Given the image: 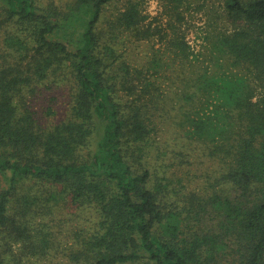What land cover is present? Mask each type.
Masks as SVG:
<instances>
[{"label": "trees", "instance_id": "trees-1", "mask_svg": "<svg viewBox=\"0 0 264 264\" xmlns=\"http://www.w3.org/2000/svg\"><path fill=\"white\" fill-rule=\"evenodd\" d=\"M112 1L0 0V264L58 251L57 206L92 214L72 264H264V0H224L205 53L175 29L140 65L119 34L161 30L128 0L106 31ZM160 1L183 19L185 0ZM50 79L73 84L55 123L27 102Z\"/></svg>", "mask_w": 264, "mask_h": 264}, {"label": "rangeland", "instance_id": "rangeland-1", "mask_svg": "<svg viewBox=\"0 0 264 264\" xmlns=\"http://www.w3.org/2000/svg\"><path fill=\"white\" fill-rule=\"evenodd\" d=\"M50 1L51 0H38V3L40 5H47ZM54 1L59 4L60 1L64 2L65 0ZM127 1L128 0H113L104 9L100 26L105 28L106 31L109 30V23L115 21V18L123 12ZM135 1L140 3L141 12L146 16L145 23H152V26H158L161 31L151 41H135L133 38H130V40H125L124 43H119V41L124 40L125 34L118 33L119 37L116 41L119 48L118 51L120 53L122 52L133 65L146 63L147 60L150 61L153 56V50L160 49L163 52L166 45L173 39V30L175 29L177 31L181 30L179 32L185 35V41L189 44L191 51L194 55H197L198 53L206 52L205 48L208 45L206 36L219 28H224L222 25L223 21L217 18L218 14L222 11L221 8L224 0H185V2L176 9L177 12L181 13L183 18L181 21H178L173 14L167 15L164 13L167 7L165 8L164 3L160 0H154L157 4L155 15H151L148 11L150 0ZM172 11L175 12L174 9H172ZM172 15L173 17H171ZM216 23L217 25H215ZM3 38L4 37L0 33V58L5 56L10 58L8 55L9 51L2 46ZM200 58L202 59V57ZM179 63L180 61H174V70H172V72H166V74L172 77L169 73H176ZM51 81L52 79L45 81L44 85H46L47 88L46 86L45 88L41 87L33 97L27 96V102L29 106H32L33 110L37 112L39 120L42 116L43 119L55 123L60 119H64L68 114L73 84H71L70 81L64 80L52 86L50 85L52 84ZM49 108H51L50 113L46 114ZM166 134L165 132L164 135ZM169 157L167 159H169ZM159 163H161V161L158 159L153 161L155 165ZM191 169L192 172L190 173L185 172L179 174L183 184H186L189 189L201 187L198 186V181H202L200 173L193 172L195 170L194 167ZM91 217L92 214L89 212L80 213L74 208L69 209V207L64 206L59 209L58 206L55 207L54 211L45 218L44 216L39 217L37 222L44 218V222L49 225L50 230L54 233V240L61 245H59L60 248L58 251L48 259H31L25 264H72L67 261L63 254L65 251L64 248L69 247L73 243L74 232L86 229L89 226L90 223L87 220L91 219ZM13 248L12 250L16 251L18 245L16 244Z\"/></svg>", "mask_w": 264, "mask_h": 264}, {"label": "clouds", "instance_id": "clouds-1", "mask_svg": "<svg viewBox=\"0 0 264 264\" xmlns=\"http://www.w3.org/2000/svg\"><path fill=\"white\" fill-rule=\"evenodd\" d=\"M156 8H157V4L154 2V0H150V6H149L148 11H149V13L151 15H155L156 14V12H155Z\"/></svg>", "mask_w": 264, "mask_h": 264}]
</instances>
